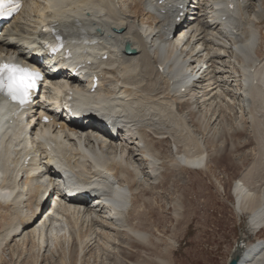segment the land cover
<instances>
[{
  "label": "bare ground",
  "instance_id": "bare-ground-1",
  "mask_svg": "<svg viewBox=\"0 0 264 264\" xmlns=\"http://www.w3.org/2000/svg\"><path fill=\"white\" fill-rule=\"evenodd\" d=\"M231 2L232 7L227 0H25L0 39V56L37 64L39 30L51 24L66 44L62 53L79 44L78 69L96 76L98 91L108 98L109 106H101L103 114L95 112L100 115L89 125L95 129L96 124L114 122L122 126V134L119 144L110 136L104 146L93 133L82 138L79 126L54 119L46 136L52 138L41 142L34 135L27 149L21 132L11 141L8 133L3 135L4 143L11 142L10 158H0V168L3 183L13 182V188L0 193V260L13 240L31 239L39 249L53 252L59 246L63 264L66 257L67 264L70 259L82 264L92 244L117 255L128 252L131 240L147 248L153 229L136 228L133 214L143 207H137L136 197L174 180L186 185L189 169L213 177L210 163L224 166L222 160L239 168L233 192L238 211L250 212L248 230L264 228V0ZM181 3L189 15L179 32H191L179 47L171 34ZM126 43L135 49L133 54L124 52ZM170 81L185 85V91ZM46 90L56 97L55 90ZM49 105L35 98L13 119L19 122L27 114L33 120ZM228 114L236 117L235 124ZM56 128L63 130L62 142L54 140ZM210 144L217 149L209 152ZM243 152L245 159H234V153ZM23 156H31L29 168L21 164ZM55 159L67 164L62 175L50 164ZM150 198L147 204H152ZM181 198L174 208L177 219L183 217ZM105 239H119L122 245L113 247ZM235 244L244 248L239 264H264V238L237 239ZM157 258L154 262L168 264L165 256Z\"/></svg>",
  "mask_w": 264,
  "mask_h": 264
},
{
  "label": "rangeland",
  "instance_id": "rangeland-1",
  "mask_svg": "<svg viewBox=\"0 0 264 264\" xmlns=\"http://www.w3.org/2000/svg\"><path fill=\"white\" fill-rule=\"evenodd\" d=\"M230 116L232 115L228 114L227 120L230 121L231 119L230 124H235L236 117L228 118ZM195 129L196 133L204 135L203 130L201 131L196 127ZM244 135L239 142L241 144L246 140V134ZM229 140L226 138L225 144H229L231 142ZM244 148L248 150V147ZM207 149L211 152L217 148L210 144ZM245 155V152L234 153L233 157L236 160H243ZM222 163L224 166L219 167L210 163L213 177L203 174L200 169H189L190 180L188 185L174 180L173 183H164L158 186L151 193L143 194L142 191L143 195L136 197L137 207L141 204L143 207L140 208L139 213L134 212L133 214V217L139 222L135 226L140 230L153 229L154 236L151 240V246L146 248L144 243L142 245L140 241H133L135 242L133 244L131 240L130 245L125 247L128 252L123 253L124 256L122 253V255H117L114 250L115 253L112 250H109L108 253L105 249V251L103 250L102 246L101 248L92 244L86 247L87 249L85 248L86 252L82 257L84 258L82 264H114L115 261L124 262V264L134 261H137V264H160L159 261L154 262V260L164 256L168 259V264H226L229 253L237 239L242 238L249 242L263 239L264 228L254 233L249 231L247 225L250 212H239L236 206L237 199L233 192V183L237 178L239 168H236L233 163L228 164L227 160H222ZM180 197L183 201V210H180L183 217L177 219L174 208ZM147 198L153 199L152 204L150 201L148 204L146 203L147 200L145 199ZM105 241L107 240L105 239ZM109 241L112 242V246L121 247L122 245L119 239L118 241L117 239ZM19 242L21 240H13L10 244H6L5 250L3 249L2 252L3 255L1 254L0 264H63L62 262L65 260L59 246L57 247L58 252L57 249L53 252L47 248L46 250L44 248L39 249L37 242H33L31 239H27L25 243ZM131 244L135 246L131 247L133 246ZM127 253L129 254L127 255ZM115 254L114 257L121 260L111 257ZM120 256L125 257L124 260ZM143 259L144 261H142ZM74 260L70 259L71 264ZM67 263L68 257H66Z\"/></svg>",
  "mask_w": 264,
  "mask_h": 264
},
{
  "label": "snow or ice",
  "instance_id": "snow-or-ice-1",
  "mask_svg": "<svg viewBox=\"0 0 264 264\" xmlns=\"http://www.w3.org/2000/svg\"><path fill=\"white\" fill-rule=\"evenodd\" d=\"M19 7L18 0H0V17L12 16ZM41 79L39 71H33L15 63L0 62V93L20 105L30 101L31 92Z\"/></svg>",
  "mask_w": 264,
  "mask_h": 264
},
{
  "label": "water",
  "instance_id": "water-1",
  "mask_svg": "<svg viewBox=\"0 0 264 264\" xmlns=\"http://www.w3.org/2000/svg\"><path fill=\"white\" fill-rule=\"evenodd\" d=\"M127 50L129 52H134V50L130 49L128 46H127ZM243 256H244V248L241 245L235 244L229 254L226 264H239Z\"/></svg>",
  "mask_w": 264,
  "mask_h": 264
}]
</instances>
